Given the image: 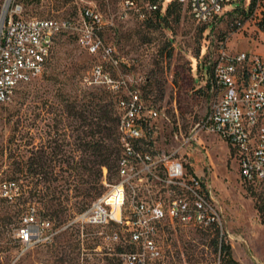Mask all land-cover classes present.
Wrapping results in <instances>:
<instances>
[{
	"label": "rangeland",
	"instance_id": "rangeland-1",
	"mask_svg": "<svg viewBox=\"0 0 264 264\" xmlns=\"http://www.w3.org/2000/svg\"><path fill=\"white\" fill-rule=\"evenodd\" d=\"M18 1L24 15L38 18L77 17L84 6L100 11L105 21L100 35L120 59L119 67L110 70L111 77L120 82L118 95L137 90L143 100L159 110L160 117L148 129L149 146L158 153L173 152L188 174L198 176L203 192L217 210L220 234L230 244L233 257L244 258L249 264H264V223L256 209V200L264 198V184L245 182L226 143L195 127L216 98L207 78L217 56L218 42L227 38L231 52L264 54V30L258 26L264 0L251 10L234 9L213 28L197 25L188 9L176 4L161 19L157 12L141 17L124 8L122 0ZM245 1L248 4L249 0ZM169 2L163 1L161 14ZM240 4L235 2L227 9ZM100 61L72 36L60 35L43 74L22 85L9 102L0 106V264H122L119 252L131 249L121 226L85 227L83 236L77 225L62 228L79 213L81 200L88 206L100 194L77 196L73 190L68 191V200H63L68 209L56 219L39 214L41 205L33 193L18 197V187L25 185L26 180L8 179L12 168L8 141L16 131L21 144L19 153L26 158L31 142L53 168L51 178L44 173L38 177V188L44 192L48 185L63 183L61 176H67V161L70 165L83 155L76 151L78 140L67 104L100 95L114 100L117 95L101 84L89 85L85 81L91 67ZM60 150L54 157L53 153ZM70 156L73 160H68ZM116 179V174L108 175L104 169L101 193L107 189L106 184ZM8 182H14L15 187L10 190ZM165 191L150 181L136 188L140 198L164 197ZM130 199L127 193L126 207ZM29 206H34L39 218L49 219L60 231L48 243L22 248L16 239V228ZM100 230L119 231V245L102 238ZM209 232L204 226L163 221L155 238L160 256L148 260V264H219V251L211 246L213 234Z\"/></svg>",
	"mask_w": 264,
	"mask_h": 264
},
{
	"label": "built area",
	"instance_id": "built-area-1",
	"mask_svg": "<svg viewBox=\"0 0 264 264\" xmlns=\"http://www.w3.org/2000/svg\"><path fill=\"white\" fill-rule=\"evenodd\" d=\"M163 1L122 0V4L144 17L161 11ZM251 1L246 4L245 0H170L168 4H180L188 9L197 25L213 28L234 9H247ZM261 1L254 0V6ZM235 2L241 4L227 9ZM104 26L103 15L93 6H84L77 17L38 18L24 15L18 0H0V106L9 102L22 85L43 74L60 35L72 36L89 54L101 58L91 67L85 81L89 85L101 84L117 94V179L106 184L107 189L62 228L77 225L83 236L85 227L121 226L131 247L119 252L121 263L148 264V260L160 256L155 238L163 221L216 227L222 236L219 216L198 176L188 174L173 152L166 155L149 146L148 129L160 117L159 110L143 100L137 90L118 95L120 82L111 77L110 70L119 67L120 59L114 47L105 44L100 35ZM207 80L216 98L195 127L226 143L245 182L264 184V54L231 52L227 38L219 41ZM147 181L160 184L166 196L138 197L136 188ZM8 186L11 190L15 183L8 182ZM127 193L131 198L128 207ZM58 231L60 228H54L49 219L39 218L37 209L29 206L16 228V239L22 248H29L50 242ZM99 233L116 245L121 241L117 230Z\"/></svg>",
	"mask_w": 264,
	"mask_h": 264
},
{
	"label": "trees",
	"instance_id": "trees-1",
	"mask_svg": "<svg viewBox=\"0 0 264 264\" xmlns=\"http://www.w3.org/2000/svg\"><path fill=\"white\" fill-rule=\"evenodd\" d=\"M181 6L178 3L171 2L165 9L164 14L160 10H156V15L164 19L166 11L173 5ZM254 6V0L250 2V6L242 10H251ZM260 29L264 30V12L258 21ZM222 41V40H220ZM210 73V72H209ZM67 113L74 123L72 124L73 131L76 132L77 148L76 151H81L79 159L69 165L67 161L66 171L67 176H61L62 184L48 185L45 191L42 192L39 185L41 174L51 178L53 176V168L51 164H47L40 154L39 148L29 142V154L24 158L19 153V147L16 137V131L13 132L8 141V156L11 159V171L8 176L9 180H26V184H21L18 187V197L22 198L25 192L33 193L37 198V202L41 205L39 214L41 216L54 217L56 219L64 213L66 208L63 204L64 198L68 200L67 192L73 190L77 196L83 195H99L102 188L103 170L105 169L108 175L117 173V161L120 155V147L117 138V124L119 115L115 109L114 100H106L103 96L91 97L89 100H73L67 104ZM54 152V157L57 153ZM73 160L69 157L68 160ZM26 187V188H24ZM15 197V196H14ZM26 200L24 199L23 202ZM77 211L81 212L87 207V203L81 200L78 203ZM256 209L264 223V198L256 200ZM210 234H213L210 239V244L214 251H219V264H240L232 255L231 246L224 241L222 236H219L218 228L210 227Z\"/></svg>",
	"mask_w": 264,
	"mask_h": 264
},
{
	"label": "crops",
	"instance_id": "crops-1",
	"mask_svg": "<svg viewBox=\"0 0 264 264\" xmlns=\"http://www.w3.org/2000/svg\"><path fill=\"white\" fill-rule=\"evenodd\" d=\"M237 260L239 261V263L241 264H249L250 262L245 260L244 258L238 257Z\"/></svg>",
	"mask_w": 264,
	"mask_h": 264
}]
</instances>
